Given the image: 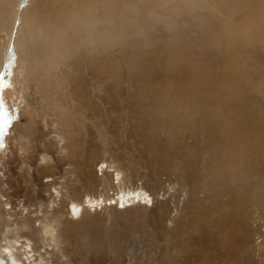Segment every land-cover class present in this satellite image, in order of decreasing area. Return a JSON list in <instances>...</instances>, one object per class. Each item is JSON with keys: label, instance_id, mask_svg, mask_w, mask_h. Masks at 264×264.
<instances>
[{"label": "bare ground", "instance_id": "bare-ground-1", "mask_svg": "<svg viewBox=\"0 0 264 264\" xmlns=\"http://www.w3.org/2000/svg\"><path fill=\"white\" fill-rule=\"evenodd\" d=\"M8 71L22 73L24 100L2 94L7 155L29 159L34 134L53 160L47 184L70 159L81 186L67 229L114 199L134 240L149 212L167 264H264V0H0V90ZM3 209L0 242L24 261L16 245L33 225ZM58 212L45 240L59 237Z\"/></svg>", "mask_w": 264, "mask_h": 264}, {"label": "rangeland", "instance_id": "rangeland-1", "mask_svg": "<svg viewBox=\"0 0 264 264\" xmlns=\"http://www.w3.org/2000/svg\"><path fill=\"white\" fill-rule=\"evenodd\" d=\"M5 75V77L3 76L5 81H3L1 87L2 91L0 90V114L7 115L9 108L3 104L2 94L6 93L12 101V105L20 110V104L24 100V87L22 83V73L16 71H12L11 73V71H8L5 72ZM21 118L25 127H27L29 123L28 116L23 113ZM52 127L55 129L56 125ZM49 130H47L48 134L51 133ZM54 134H56V132H54ZM13 135L14 132L10 130L7 125L0 124V178L5 179L4 185H2L0 181V209L4 207L6 210L13 213L14 210L15 212H22L23 216H20L21 221L33 225L30 231L34 239L32 240L24 237L23 241H17L16 246L18 249L16 250L22 254L23 260L27 261H25V263L24 261L17 262L16 259L11 260L8 257L9 249L5 246L7 243L5 241L2 243L0 242L1 257L5 256V258L2 259L5 262L0 261V264H12L16 262L18 264H39L36 260L37 255L49 257L47 259H41L47 264H167V242L165 240L159 241L157 229L155 226L150 225L149 212H146V209L142 210L144 222H142L139 229L140 233L138 232L137 240H134L133 236L134 225H127L123 222L120 223L117 220V216H121V212L117 211V204H114V199L112 200V205L106 204L102 208H99L96 213L92 210V218L95 216L93 220H96V222L92 220L88 222L89 219L83 216V218L74 222L71 228L67 229V214L63 215V209L65 210L68 207L66 206L67 203L70 202L67 196H78L81 186V181L76 173L74 164L67 158L68 164L66 163L63 169L57 170V181L52 184H47L44 181H46L48 177L45 176L42 170L43 168L53 170L54 166H52L51 163L53 160H49L48 156H50V154L41 150L42 140L30 133L29 137H27L29 141L27 145L31 150L27 154L23 153L21 156H27L29 154L31 157H29V159L23 158V160H17L15 152L8 156L7 154L10 152V149L5 147L7 144L8 146L10 145L9 142H13ZM48 138L51 139L52 137L48 136ZM63 139H61L60 142H62ZM124 142L122 145H124ZM126 144L127 142L124 145L125 147L127 146ZM106 147L108 149V144ZM25 150V147H23V151ZM78 150L79 153H83L84 149L79 148ZM109 152L108 149L107 153ZM66 153H68L67 148L62 147L61 155ZM9 160L11 161L10 163ZM6 162L7 164L5 166ZM13 167L16 168L14 169ZM115 167L116 170L114 173L123 175L120 185L124 190L128 189V187H126L129 180L127 171L119 168L117 165H115ZM163 177L166 180V184L172 182L173 185L174 181L172 179L167 175ZM125 178L127 181L124 180ZM116 181L118 180L116 179ZM2 188L6 193L11 194L12 197H7V195L1 191ZM99 189L100 191L98 194H103V192H105L106 195H113L115 193L113 189H103V185L101 184L99 185ZM136 191L140 192L141 187ZM83 196V199H85L86 195L84 191ZM132 196H135V192H132ZM8 198L14 199L17 204L15 208L12 207L13 205L11 202L7 201ZM48 204L52 206L48 207ZM70 205L71 204H69V206ZM56 208H61L62 212H58L57 220L52 216V218L56 220L55 226L59 237L56 232L53 239L45 240L42 231L43 220L45 219L46 213L52 215ZM4 220L6 221L7 219L0 213V223L5 222ZM260 223L262 224L261 230H264V217L260 218ZM132 243L136 244V253L133 257L134 260H128L129 255L127 254L130 253L129 249ZM38 246L41 247L36 249Z\"/></svg>", "mask_w": 264, "mask_h": 264}, {"label": "snow or ice", "instance_id": "snow-or-ice-1", "mask_svg": "<svg viewBox=\"0 0 264 264\" xmlns=\"http://www.w3.org/2000/svg\"><path fill=\"white\" fill-rule=\"evenodd\" d=\"M8 119L9 118H8V116L6 114H0V124H7L8 123ZM72 207H73L74 213L79 211V209H77L75 207V205H73ZM121 207H123V205H121Z\"/></svg>", "mask_w": 264, "mask_h": 264}]
</instances>
